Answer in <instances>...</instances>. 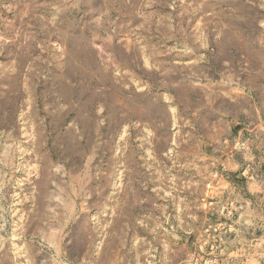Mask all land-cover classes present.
<instances>
[{"label": "rangeland", "instance_id": "rangeland-1", "mask_svg": "<svg viewBox=\"0 0 264 264\" xmlns=\"http://www.w3.org/2000/svg\"><path fill=\"white\" fill-rule=\"evenodd\" d=\"M263 85L264 0H0V264H264L205 148Z\"/></svg>", "mask_w": 264, "mask_h": 264}, {"label": "crops", "instance_id": "crops-1", "mask_svg": "<svg viewBox=\"0 0 264 264\" xmlns=\"http://www.w3.org/2000/svg\"><path fill=\"white\" fill-rule=\"evenodd\" d=\"M262 94L264 95V85ZM258 108L264 111V100ZM231 133L238 136V147L231 148L232 138L229 140L220 138L205 144V148L208 149L212 162L220 163L222 167L220 174L222 180L219 186L226 194V199L232 202L230 205L235 208L239 203L238 205L243 209L241 217L242 215L246 217L245 222L262 226L264 224V119H260L252 129L247 130L239 126ZM245 165L246 169H244ZM210 185L214 190L216 184ZM252 235L260 239L264 237V232L258 230Z\"/></svg>", "mask_w": 264, "mask_h": 264}]
</instances>
